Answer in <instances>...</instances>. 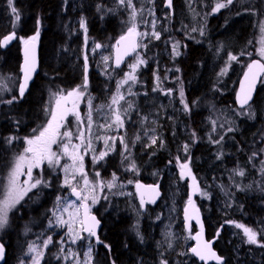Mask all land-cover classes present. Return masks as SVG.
Returning a JSON list of instances; mask_svg holds the SVG:
<instances>
[{"label":"trees","instance_id":"obj_1","mask_svg":"<svg viewBox=\"0 0 264 264\" xmlns=\"http://www.w3.org/2000/svg\"><path fill=\"white\" fill-rule=\"evenodd\" d=\"M60 3L61 0H13L12 6L16 8L19 19L12 20L8 0H0V38L11 31L17 37L27 39L38 33L40 62L39 72L23 97L15 92L0 97V189L5 182L7 169L12 159L20 152L24 140L33 137L45 124L44 112L51 102L50 99H53L55 94L66 93L80 84L83 86V82L81 83L83 72L82 75L80 73V65H83V62L78 54L72 53L76 47L74 45L76 37L70 33L67 35L58 26L57 13ZM115 3L116 0L75 1V14L84 21L88 38L101 44H111L125 33L122 32L123 19L127 10L122 8L120 12L117 6L118 11H116L113 8ZM154 6V12L162 17L164 35L160 41L147 46L146 53L143 55L146 63L137 72L134 109L125 113L122 129V139L127 146V152L122 157L121 145L116 143L112 154L103 163L105 165L100 168L103 179L114 175L119 182H124L131 176L127 167L133 164L137 172L133 180L153 183L151 175L173 161L175 157L181 156L183 149L178 147L181 142L177 140L175 142V139L169 136L168 130L165 131L164 148H145L146 112L144 105L142 106L141 92L148 93L151 79L161 67L165 69L174 67L177 70L180 80L177 84L183 89L185 87L186 102L191 104L188 115H184V120L190 126V135L196 143L184 162L188 165L186 170L190 168L197 176L206 173L205 166L212 158L211 153L214 152V147L210 145V139L204 137L207 131L205 118L208 110L202 103L210 101L216 107L225 105L238 109L234 106V94L231 91L217 97L214 95L217 93L216 90L212 94L207 82L199 80L201 68L209 62L213 63L212 65L217 60L220 62L228 53L238 54L242 46L253 36L255 22L264 16L262 0H254L253 3L235 0L231 6L219 11L216 15H210L214 0H188L184 4L181 0H173L171 10L164 7L163 0H157ZM178 7L184 11L181 15L177 14ZM169 12L173 14H167ZM194 17L199 21L196 28H201L203 32L198 31L195 34L194 25H191ZM147 22L148 17L145 12L143 27H146ZM221 31H223L222 34ZM170 38L183 46H181V54L171 65L169 59L159 52L165 49V41ZM135 55L136 53L121 68H116V75L108 76V71L99 73L94 66H91L87 82L89 95L83 104L90 106L94 112L110 107L113 104L112 99L117 83ZM19 65L20 48L17 41L8 49L0 50L1 75H17ZM160 73L162 75L163 71ZM212 75L211 84L217 88L218 85L213 78L216 73ZM260 87L253 103L244 109V111L251 109L255 114L238 116L231 124L233 126L230 132L232 145L227 152L228 155L223 156L222 170L244 171L247 175L251 173L249 168L256 162L251 154L259 150L264 134L262 124L264 119H261L264 113L256 114L259 110ZM13 97H15L14 100ZM198 97V101L193 104L192 100ZM8 100L13 102L11 104L4 102ZM10 137H14L11 143L8 142ZM123 161H125L124 164ZM213 176L220 189L228 185L227 178H219L217 173ZM252 178L256 179L255 173H252ZM44 181L48 183V187L42 185L37 190L30 191L9 212L8 223L0 232V243L5 248L4 260L1 264H18L31 244L37 242L44 234H52L51 213L54 202L61 195L63 188L60 186L58 173L45 172ZM263 187L255 182L245 187L244 192L241 189L234 190L233 201L239 202L238 210L229 208L223 215L217 214L206 220L203 218L207 238H217L215 248L224 259L222 264H264V246H261L264 245V232L256 236L258 245H254L247 240H242V232L244 233L242 228L236 226L227 228L223 224L236 222L241 225L246 224L243 226L248 227L251 224L264 223ZM200 188H203L201 183ZM211 192L218 200L217 191ZM163 198L162 193L159 202L147 208L152 210L158 207L163 203ZM99 219L102 222L101 241L103 243L93 247L92 264H158L150 247L145 219L138 222L131 213L120 208L109 211L107 221ZM230 232H233L234 236L226 247L223 242ZM56 235L53 236L39 264H71L64 260L62 250L64 245ZM105 244L109 247H104ZM166 264L174 263L168 261ZM179 264L197 263L192 257L186 255V261L182 260Z\"/></svg>","mask_w":264,"mask_h":264},{"label":"rangeland","instance_id":"obj_2","mask_svg":"<svg viewBox=\"0 0 264 264\" xmlns=\"http://www.w3.org/2000/svg\"><path fill=\"white\" fill-rule=\"evenodd\" d=\"M75 1L76 0H61L57 13L59 28H61L67 35L70 33L72 36L76 37V44H74L76 47L75 50H72V53H74V55L78 54L82 62L84 57L87 58L89 71L90 67L94 66V69L99 73H105L108 71V76L116 75L117 73L113 64L112 55L113 42L111 44H101L87 37L84 21V27H81L82 20H80L78 15L75 14ZM156 1L157 0H132L131 7H129L127 0H125V3L123 4L120 3V0H116L115 6H113L116 11H118L117 6L119 7L120 12L122 11L120 10L122 8L127 10V12L124 11V26L122 32H127L128 28L135 23L136 34L139 36L140 40V46L135 58L129 62L122 73L121 79L118 81L124 83L121 84L119 89L117 87L116 92L114 93V96L117 97V103H113L105 110H98L94 112L90 106L83 104L89 95V90L87 89L88 85L86 88H82V85L80 84L66 93L59 94L67 97V93L72 92L73 90H81L84 93L78 98L73 96L68 97L66 100H61V107L69 109L70 111L64 115L63 119L58 120V123L61 125L59 131L60 133L65 131L71 132L72 138L69 141V138L67 137H63L62 135L58 136V143L52 145V149L61 157L60 166L49 167L47 161H45L39 168L33 169V177L41 178L44 181L45 172H50L52 174L58 173L60 186L63 188V191L59 196L61 197V200L58 202L56 198L54 202V209L51 213L52 234H44L37 242L31 244L33 251L30 252L28 247L18 264H22V262L23 264H33V257H37L38 253L40 254L38 256L40 263L46 248L51 244L52 238L56 234H58L56 235L57 239L62 241V244L64 245V248H62L64 260L70 262L71 264H85V261H88V264H92V253L95 243L91 236L84 235L82 232L80 219V205L82 201L74 199L70 195L72 187H76L77 190L89 197V199L84 202L88 204L90 212L94 213L99 218L107 221L109 211L120 208L128 213H131L135 218H137L138 222L145 219L149 233L150 247L153 249V254L158 264H162V262L163 264H166L168 261H171L174 264H179L182 260L186 261V255L191 257L190 248L193 243L192 236L194 230L191 228L186 230L183 225V209L190 198L192 199V203L200 210L202 217L206 220V218H212L217 214L223 215V213L227 209L229 210V208H233L235 211L238 210L239 202L235 200L233 201L234 190L241 189V191L244 192L245 187L255 182L257 185H261L263 187L264 171H262V169H264V163L262 162H264V134L262 136V143L259 150L251 154V157L256 161L249 168V172L251 173L247 175V172L240 171L243 172V175H240L238 174L240 172H233L230 170L227 172L222 170L224 162L223 156L228 155L227 152L232 145L230 136V132L232 130H229L233 129L231 124H233L234 119L238 116L245 117L255 113L251 109L238 111L225 105L216 107L210 101H205L202 105L206 110H208L207 114L205 113V125L207 131L204 137L205 139L209 138L211 141L210 145L214 147V152L211 153L212 158L210 159L209 164L205 166L207 169L206 173L197 176L196 173H193L194 171L192 172L191 169L188 168L189 170H183L184 177H181V165L185 164L184 162L187 160V156L196 141L190 135V126L184 120V115H188L191 104L186 102L185 87L183 89L177 84L180 80L179 75H177V70L174 67L166 69L161 67L160 71H163V74L161 75L159 71L153 75L148 93L141 92L142 106L144 105L143 108L146 112V116L144 117L146 123L144 127L145 148H164L166 145L165 131L168 130L169 136L173 137L175 142L176 140L181 142L178 147L183 149L180 157H175L173 161L169 162L151 175L153 183L160 186L162 190L164 197L163 203L159 204L158 207L152 210H149L148 208L144 210L141 209L140 203L135 194V186L138 180H133V176L137 175L133 164L127 167V171H129L131 175L129 178H126L124 182H119L115 179L114 186L111 189L107 187L108 182H113L114 175H110L107 179H103L100 168L105 165L103 163L106 161L107 157L112 154L116 143L121 145L122 157H124L127 152V146L124 143H121L122 129L124 127L125 113L134 109L133 105L135 104L134 98L136 94L134 91L137 84V72L146 63L143 55L146 53L147 46H150L153 42L160 41L164 35L161 21L162 17H159L154 12V5ZM187 1L188 0H181L183 4ZM234 1L235 0H233V2ZM253 1L254 0H245L247 3H253ZM219 2L226 3V0H219ZM216 3L217 0H214L213 8H215ZM8 8L12 15L11 19L15 20V15L12 13L11 8ZM213 8L210 11V15H216L219 11L226 9L227 7L216 12H213ZM133 11H135L136 14L134 20L132 19ZM145 12L148 17V22L146 27H143ZM182 13H184V11L179 8L177 14L181 15ZM167 14L171 15L173 13L169 12ZM193 19L195 22L192 20L191 25H194L195 34H197L198 31L203 32L201 28H196V25L199 23L196 17ZM262 22H264V16L255 22L253 36L245 45L242 46V49L238 52V54H231L236 57V59L230 60V53H228L224 59L220 62L217 60L214 65L210 62L203 65L199 80H203L204 83L205 81L207 82V86H209L208 89L212 92V94L215 90L217 93L214 95H217V97L229 91L234 94L237 79L240 77L250 60L257 58L264 63V58L260 55V49L264 47V44L261 43V41L264 40V34H262L260 29ZM201 24L206 25V23L203 22H201ZM223 31H221V34ZM10 33L13 32L11 31L9 33H5L0 39ZM154 33H158L159 38H156ZM33 36H36L37 39L35 41H38L37 34H34L31 37ZM25 40H27V38L18 37L16 41L19 44V48ZM97 45L100 47H97ZM165 45V49H162L159 52H162V54L169 59V64L171 65L181 54L182 45L172 38L165 41ZM174 45L176 46L175 50ZM177 52L179 53L178 55L176 54ZM137 57L139 60L144 61V63H139ZM133 64L136 65L135 71H133L131 67ZM215 68L217 70H215ZM82 72L83 65L81 64V75ZM214 73H216V76L213 78H215L214 81L218 85L217 88L213 87L211 84L212 79H210V77L213 76L212 74ZM126 74H131L135 77V79H127ZM19 77L20 68L17 75L0 74V97L4 95H11L13 92L19 94ZM82 82L83 80L81 83ZM129 88L131 91H129ZM181 91H183V97L180 95ZM121 96L123 99H119ZM199 97L196 100H192V103L194 104V102H197ZM52 98L53 99H50L51 102L44 112L46 122L34 136L39 135L40 131L44 129V127L48 124V121L51 119V113L55 108V101L58 98V94H55ZM182 100L183 103L181 102ZM258 103L259 110L256 114L260 115V113H264V82H261ZM185 105L188 106L187 110H185ZM125 109H127V112L124 111ZM76 113L79 114V120L77 119ZM115 113L120 114L123 122L122 126L117 125L114 122ZM89 114L91 115L92 123L90 131L88 129ZM261 119H264V115ZM262 124L264 126V123ZM81 132L84 133L83 143L80 139H77V136H79ZM25 140L22 143L21 150L18 155L22 154L24 149L27 147ZM65 143L69 145V152L72 151V145H80L79 154L83 156L82 173L80 171L70 170V172L66 174L63 170L62 166L64 164L72 165V160L69 159L68 155L64 154L61 147V145ZM89 143L91 147H88ZM185 146H187V148ZM101 152H106L107 155H105L103 159H99L94 162L93 157H98ZM14 158L11 161L10 167L7 169L8 173L6 174L5 182L2 185L3 187L0 189V199L3 197L4 186L8 183L7 177L12 169ZM124 163L125 161H123V164ZM24 172L25 174L21 175L19 179L20 183L24 187H27V185L23 184V182L28 179L26 175V168L24 169ZM97 173H99V176H97ZM215 173L218 174L219 178H227L228 185H226L224 189H220L216 184L213 176ZM252 173H255L256 179L252 178ZM66 175L69 181L68 185H65ZM85 177L89 181L88 185H85L84 183ZM191 179H193L194 182H192ZM102 183L103 186H101ZM200 183L203 185V188H200ZM42 185L43 184L38 185L37 188L32 190H37ZM212 190L217 191L218 200L215 199V196L211 192ZM205 193L206 195H204ZM93 196L96 197L95 203L92 202ZM65 208H67V211H65ZM57 217L60 219L58 220ZM61 220L66 223H61ZM223 224L228 228L229 226H236L237 223L234 222V224H230L224 222ZM69 225L71 226V229L69 228ZM248 228L256 232L258 236V234L264 232V223L251 224V226L248 225ZM2 230L3 229H0V232ZM233 236L234 233L230 232L223 242L224 246H229L230 240ZM242 238L244 241L247 240V236L243 232ZM46 240L49 241L47 246H45L44 243ZM256 244L258 245V243ZM90 249V255H86L89 253Z\"/></svg>","mask_w":264,"mask_h":264},{"label":"snow or ice","instance_id":"obj_3","mask_svg":"<svg viewBox=\"0 0 264 264\" xmlns=\"http://www.w3.org/2000/svg\"><path fill=\"white\" fill-rule=\"evenodd\" d=\"M9 7L12 10V13L15 15V18L18 20L19 15L17 14V10L13 5V0H8ZM120 3L123 4L125 3V0H120ZM128 6L131 7L132 0H127ZM233 4V0H226V3H221L219 0H217V3L215 5V8H213V12L219 11L222 8H226L229 5ZM168 6L171 7V0H168ZM135 11H133L132 14V19H135ZM155 23V22H154ZM81 27H84L83 21H81ZM260 29L262 34H264V22L261 23ZM38 35V33H37ZM136 35V25L135 23L132 24L131 27L128 28L127 34L121 36L120 40L117 41V44H120L122 41L128 40L130 42L129 44V49L131 51L135 50L136 42H135V37ZM156 35V38H159L158 33H154ZM14 38V34H10L6 37L3 38L2 41H0V46H3L6 44L8 41ZM37 39L36 36H33L30 38L31 41H35ZM25 44V63L24 66L22 67V71L24 72V82L20 84L19 87V94L20 97H23L25 89L27 87L28 81L31 79V73L35 71V64H34V52L31 47H29L30 41L25 40L23 41ZM262 44H264V40L261 41ZM97 47H100L97 45ZM175 45H174V50H175ZM177 55L179 54L178 52L176 53ZM260 55L262 58H264V47L260 49ZM229 59L233 60L236 59V57L232 56L231 54L229 55ZM121 60V57L118 55L117 56V65H119ZM137 60L139 63H144V61L139 60L137 57ZM133 71H135L136 65L133 64L131 65ZM261 73H264V63H259L256 61H253L251 64L248 65V72L245 73L244 80L248 82L247 87H245V83L242 81L241 83V91L237 93V100L240 104L241 107H244L245 105H249V102L253 99L252 96V90L255 86V81L258 76H260ZM127 79L134 80L135 77L132 76L131 74H126ZM264 82V81H262ZM124 82H118V89L121 86V84ZM87 87V58L85 62V81L84 85L82 88ZM129 91L131 89L129 88ZM84 93L81 90H73L72 92L67 93V97H64L62 95L58 94V98L55 101V108L52 110L51 113V119L48 121V124L44 127L42 131H40L39 135H36L32 138H27L25 140V143L27 144V147L24 149V152L22 154H19L14 158L13 166L12 169L10 170L7 180L8 183L7 185L4 186L3 190V197L0 199V229H3L5 225L8 223L9 220V212L24 198V196L27 195L29 191H31L34 188H37L38 185L43 184L44 187H48V183L46 181H43L41 178H34L33 177V169L34 168H39L42 163L47 161L49 167H56L60 166V155L53 151L52 145H55L58 143L57 137L58 136H63L69 138V141L72 138V133L69 131H65L63 133H60L59 128L61 125L58 123L59 119H63L64 115L70 111L69 109L62 108L61 107V100L64 99L66 100L68 97H73L76 96L77 98L82 96ZM181 97H183V91L180 93ZM15 97H13V100ZM119 99H123V97H119ZM13 100H8L4 101L8 104H11ZM183 103V100L181 101ZM113 103H117V97H113ZM75 107V106H74ZM130 107V106H129ZM188 109V106L185 105V110ZM125 112L127 109L124 110ZM59 113V115H58ZM77 119L79 120V114L76 113ZM117 125L122 126V120L120 117L119 113H115V121ZM92 123H91V115L89 114V123H88V129L89 131L91 130ZM231 130V129H229ZM83 136L84 133L81 132L79 136H77V139H80L83 143ZM14 137L8 138V142L11 143ZM121 143H124L123 139H121ZM63 152L65 155H68L69 159L72 160V165L64 164L63 170L65 171L66 174H68L71 171H80L82 173L83 170V156L79 154V148L80 145H72V151L69 152V145L67 143L61 145ZM88 147H91L90 143L88 144ZM187 148V146H185ZM107 155L106 152H101L99 153L98 157H93L94 162L103 159L104 156ZM264 163V162H262ZM134 167V165H133ZM188 167L187 164H182L181 165V177H184V169ZM26 168V175L28 177L27 180L23 182L24 185H27V187H24L20 183V176L24 175V169ZM264 171V169H262ZM190 174V173H189ZM240 175H243V172L238 173ZM97 176H99V173H97ZM115 176L113 177V182H108L107 187L111 189L114 186L115 182ZM84 183L85 185L89 184L88 179L85 177L84 178ZM69 181L67 178V175L65 177V185H68ZM103 186V183L101 184ZM142 187V185L137 184V188ZM72 194L77 197L78 200H81L82 203L80 207H83L85 210V221L82 222L86 226L84 228L85 231L88 232V235L91 237H96V243H103L99 237L96 234L95 227L99 225V221L96 219L95 216H90L89 211H88V206L86 203H83V201H87L89 197L87 195H84L82 192L77 191L76 187H72ZM206 195V193L204 194ZM61 200V197H57V201L59 202ZM92 202H96V197H92ZM144 201L141 199V204L143 205ZM189 203H191V198L189 199ZM65 211H67V208H65ZM55 214V213H54ZM59 220L60 218L57 217ZM87 221H91L90 224L87 223ZM61 223H66L65 221H60ZM199 223V220H197ZM237 228H242L245 235L247 236V242L250 244H256L257 243V234L254 232L252 229L245 227L240 224H236ZM69 228L71 229V226L69 225ZM75 242V241H73ZM45 246L49 243L48 240L45 242ZM264 246V245H261ZM104 247H109L107 244L104 245ZM29 251H33L32 246H29ZM192 253L196 256L199 257L200 260L206 261L209 257H215L217 261H219L221 258L216 256V253L211 250V248L208 246V244H204L203 246H197L193 247L191 249ZM91 249L89 250V253L86 255H90ZM5 255V249L4 245L0 244V260H3ZM40 254H37V257H33V264H39V259L38 256ZM23 264V262H22ZM85 264H88V261H85ZM163 264V262H162Z\"/></svg>","mask_w":264,"mask_h":264},{"label":"water","instance_id":"obj_4","mask_svg":"<svg viewBox=\"0 0 264 264\" xmlns=\"http://www.w3.org/2000/svg\"><path fill=\"white\" fill-rule=\"evenodd\" d=\"M163 4H164V7L166 9L171 10L172 6H173V0H171V7L168 6V0H163ZM10 34H14V33H10ZM10 34H8V35H10ZM126 34H127V32L122 34L121 36L126 35ZM121 36L117 37L114 40L113 49H112L113 64L117 69L121 68L127 62V60L131 59L133 57V55L139 49V37L137 34L134 37L136 45H137L135 47L134 51H131L129 49L130 42L128 40L122 41L120 44H117V41L120 40ZM3 38L0 39V41H2ZM16 40H17V36L14 34V38L11 39L10 41H8L3 46H0V50L4 51V50L8 49L13 43L16 42ZM27 40L30 41L29 47H31L33 49V52H34L35 71L31 73V79L28 81V84H27V87L25 89L24 94L27 93L32 82L34 81L35 77L37 76V74L39 72V65H40L38 42L37 41H31L30 38H28ZM25 47L26 46L24 43L20 46L19 87H20V84H22L24 82V72L22 71V67L24 66V63H25V55H24ZM118 55L121 57L119 65H117V56ZM253 61L263 63L261 60L254 58V59L250 60L248 65L251 64ZM85 62H86V57L83 58V85H84V81H85ZM248 65L246 66V68L244 69V71L242 72V74L240 75V77L238 78V81L236 83V89H235V93H234V106L238 110H244L253 103V101L256 97L258 88L260 86L261 80L264 77V73H261L260 76H258L256 78L255 86L252 90L253 99L249 102V105H245L244 107H241L238 100H237V93H239L241 91L242 81L245 83V87H247V85H248V82L244 80L245 73L248 72ZM88 73H89V63L87 60V81H88ZM191 181L194 182L193 179H191ZM137 184L142 185V187L137 188ZM137 184L135 186V194L137 196V199L140 203L142 210L146 209V207L149 205H155L159 202L161 195H162V190H161L160 186H158L157 184H154V183H145V182H137ZM77 191H79V190H77ZM70 195L74 199H77V197L72 194V190L70 191ZM141 199H143V201H144L143 205L141 204ZM83 203H86V202L83 201ZM87 206H88V204H87ZM88 211H89L90 216H95L96 219L99 221V225L95 227V231H96L97 236L100 239V233H102V222H101V220L98 219V217L94 213L90 212L89 206H88ZM80 219H81V225H82V232L84 235H88V232L84 230L86 225L84 223H82L85 221V210L83 207H80ZM197 220H199V223L197 222ZM87 223L90 224L91 221H87ZM183 225H184V228L186 230L191 228V227L194 229V233L192 236V242L193 243H192V246L190 248V255L198 264H222L224 262L223 257L219 254L218 250L215 248V243H216L217 238L216 237L207 238L204 219L200 213V210L192 203V199H191V203H189V200H188L187 204L185 205V207L183 209ZM91 238L93 239L95 244H97V245L100 244V243L99 244L96 243V237H91ZM204 244H208V246L211 248V250L216 253V256L220 257L221 259L219 261H217V259L215 257H209L206 261H202L199 259L198 256H196L192 253L191 249L193 247H197L198 245L203 246ZM3 260H4V258H3ZM3 260H0V264L3 262Z\"/></svg>","mask_w":264,"mask_h":264},{"label":"flooded vegetation","instance_id":"obj_5","mask_svg":"<svg viewBox=\"0 0 264 264\" xmlns=\"http://www.w3.org/2000/svg\"><path fill=\"white\" fill-rule=\"evenodd\" d=\"M102 232H103V231H102ZM101 236H102V233H100V240H101ZM100 244H101V243H100ZM100 244H99V245H100Z\"/></svg>","mask_w":264,"mask_h":264}]
</instances>
